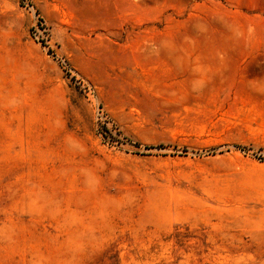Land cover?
<instances>
[{"label":"rangeland","instance_id":"374dc122","mask_svg":"<svg viewBox=\"0 0 264 264\" xmlns=\"http://www.w3.org/2000/svg\"><path fill=\"white\" fill-rule=\"evenodd\" d=\"M0 264H264V0H0Z\"/></svg>","mask_w":264,"mask_h":264}]
</instances>
